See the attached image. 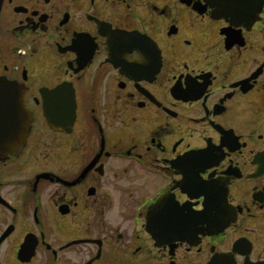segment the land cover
<instances>
[{
  "label": "flooded vegetation",
  "instance_id": "obj_1",
  "mask_svg": "<svg viewBox=\"0 0 264 264\" xmlns=\"http://www.w3.org/2000/svg\"><path fill=\"white\" fill-rule=\"evenodd\" d=\"M255 4L2 0L0 264H264Z\"/></svg>",
  "mask_w": 264,
  "mask_h": 264
},
{
  "label": "water",
  "instance_id": "obj_2",
  "mask_svg": "<svg viewBox=\"0 0 264 264\" xmlns=\"http://www.w3.org/2000/svg\"><path fill=\"white\" fill-rule=\"evenodd\" d=\"M242 1L236 0V4ZM263 1L256 0L250 16L254 15L255 10H258ZM1 2L2 0H0V6ZM237 8L236 6V10ZM12 89V84L0 78V159L20 146L27 132L25 115L18 105V100L13 98L14 95L10 92Z\"/></svg>",
  "mask_w": 264,
  "mask_h": 264
}]
</instances>
